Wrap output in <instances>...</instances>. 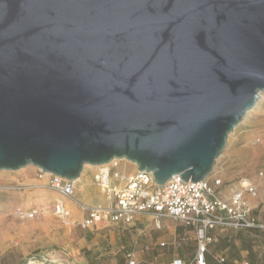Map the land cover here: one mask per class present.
Masks as SVG:
<instances>
[{
	"label": "water",
	"instance_id": "water-1",
	"mask_svg": "<svg viewBox=\"0 0 264 264\" xmlns=\"http://www.w3.org/2000/svg\"><path fill=\"white\" fill-rule=\"evenodd\" d=\"M260 92L264 0H0V171L196 183Z\"/></svg>",
	"mask_w": 264,
	"mask_h": 264
},
{
	"label": "rangeland",
	"instance_id": "rangeland-1",
	"mask_svg": "<svg viewBox=\"0 0 264 264\" xmlns=\"http://www.w3.org/2000/svg\"><path fill=\"white\" fill-rule=\"evenodd\" d=\"M117 161L121 170L136 169L127 160ZM85 169L77 184L80 201L82 182L98 188L94 180L97 169ZM212 178L226 181L227 189L243 178L251 179L258 185L259 200L264 201V100L230 133ZM97 191L87 190L93 196L89 204L104 201ZM59 198L38 178L34 166L0 172V264H131L129 253L135 264H171L177 258L192 260L196 253L195 231L183 221L162 218L163 227L158 228L153 217L145 215L132 224L82 228L53 215V202ZM19 208L38 213L32 219H22L16 214ZM209 250L208 264H220L221 254L225 264L243 260L264 264V234L222 235Z\"/></svg>",
	"mask_w": 264,
	"mask_h": 264
},
{
	"label": "built area",
	"instance_id": "built-area-1",
	"mask_svg": "<svg viewBox=\"0 0 264 264\" xmlns=\"http://www.w3.org/2000/svg\"><path fill=\"white\" fill-rule=\"evenodd\" d=\"M119 167L118 163L98 166L94 180L104 201L96 204L78 199L76 181L36 168L38 178L61 197L53 202L52 213L65 223L72 222L73 214L67 202H73L82 213L78 222L82 228L101 223L132 224L144 214H151L158 228L163 227L162 218L183 221L193 228L197 240L193 259L178 258L171 264H207L210 245L216 241L212 232L217 228L264 232V204H259L258 185L251 179L243 178L227 189L226 181L212 175L193 183L177 174L159 186L152 171L137 168L127 171ZM37 213L35 209L16 210L22 219H32ZM128 257L135 264L133 254L129 253ZM224 261L225 258H219L220 263Z\"/></svg>",
	"mask_w": 264,
	"mask_h": 264
},
{
	"label": "crops",
	"instance_id": "crops-1",
	"mask_svg": "<svg viewBox=\"0 0 264 264\" xmlns=\"http://www.w3.org/2000/svg\"><path fill=\"white\" fill-rule=\"evenodd\" d=\"M28 170V169H27ZM25 173L27 171H24ZM23 172V173H24ZM22 173V172H21ZM34 179H30L28 178V181H33ZM83 180V178H82ZM81 180V181H82ZM80 181V182H81ZM78 184V182H77ZM81 184V183H80ZM80 188V198L83 202L85 203H88L91 202L93 200V196H92V193H87V190H89V192H91L92 190H94L96 193L98 192L97 189L99 188H96L94 187V184H88V183H83L81 184V186L79 187ZM91 190V191H90ZM38 192H42L41 190H39ZM90 194V195H89ZM249 197V196H248ZM250 201H252L253 203L255 204H258L255 200L251 199L250 197L248 198ZM264 204V201L262 199V201L259 202V204ZM67 204L70 206L71 210H72V214H73V217H72V224L73 225H78V222L81 220V217H82V213L80 211V208L78 205L74 204L73 202H67ZM151 216V214H144V215H140L138 216V218H136V220H138L139 218H142L143 216ZM57 218V217H56ZM213 235L215 236L216 238V241L218 240L219 237H221L222 235L224 236H230V234H236V235H239V234H244V233H250L252 235H255V236H258L260 234H264V232H261L259 230H242V231H238V230H235V229H231V228H217L216 230H214L213 232ZM215 241V242H216ZM223 254L220 255V257H223L222 256ZM224 258V257H223ZM178 259V258H177ZM244 263H249V264H253L251 261H248V260H243L241 261L239 264H244Z\"/></svg>",
	"mask_w": 264,
	"mask_h": 264
},
{
	"label": "bare ground",
	"instance_id": "bare-ground-1",
	"mask_svg": "<svg viewBox=\"0 0 264 264\" xmlns=\"http://www.w3.org/2000/svg\"><path fill=\"white\" fill-rule=\"evenodd\" d=\"M264 100V94H263V92H260V96H259V99H258V101H257V103H256V105L258 106L262 101ZM255 105V106H256ZM254 106V107H255ZM252 110V109H251ZM250 113V110L247 112V114L245 115V116H247L248 114ZM117 160H127L126 158H122V159H118V158H115L113 161H111L109 164H107V165H110V164H113V163H118L119 165H120V161H117ZM128 161V160H127ZM128 162H131V161H128ZM132 163V162H131ZM132 164H135V163H132ZM28 166H34V165H28ZM28 166H26V167H28ZM92 167L93 169H97L98 168V165H91V164H86L85 166H84V169H83V171L85 172V168H87V167ZM26 167H24V168H26ZM35 167V166H34ZM137 168V167H136ZM21 169H23V168H21ZM20 170V169H19ZM83 171H82V173H81V175H80V177L79 178H77L76 179V182H80L81 180H82V178H83ZM1 172V171H0Z\"/></svg>",
	"mask_w": 264,
	"mask_h": 264
},
{
	"label": "trees",
	"instance_id": "trees-1",
	"mask_svg": "<svg viewBox=\"0 0 264 264\" xmlns=\"http://www.w3.org/2000/svg\"><path fill=\"white\" fill-rule=\"evenodd\" d=\"M261 232H263V231H261ZM212 245V244H211ZM210 245V246H211ZM210 251V250H209ZM209 254V253H208ZM225 262H226V260L223 262V263H220V264H225ZM207 264H208V255H207ZM210 264V263H209Z\"/></svg>",
	"mask_w": 264,
	"mask_h": 264
}]
</instances>
